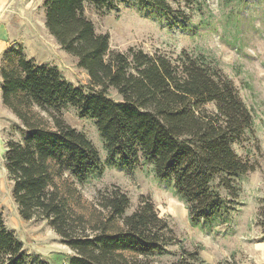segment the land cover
I'll return each mask as SVG.
<instances>
[{"label": "trees", "instance_id": "trees-1", "mask_svg": "<svg viewBox=\"0 0 264 264\" xmlns=\"http://www.w3.org/2000/svg\"><path fill=\"white\" fill-rule=\"evenodd\" d=\"M170 1L44 0L45 28L86 72V90L56 66L37 63L18 50L16 66L0 71L1 102L22 132L19 140H6L4 153L13 200L23 219L46 221L72 250L67 264H149L148 257L167 253L176 238L149 198L142 196L127 212L129 198L118 186L98 192L101 217L88 228L59 184L65 174L84 184L104 165L127 171L147 166L184 204L191 225L209 230L227 223L237 209L240 178L252 166L234 145L242 142L254 118L218 61L185 49L174 56L135 47L110 51L109 35L96 32L87 13L131 4L152 8L171 25L188 30L189 16ZM111 90L120 99L112 98ZM68 109L92 121L105 162L94 144L67 123L63 114ZM254 223L264 240V196ZM199 263L197 252L182 248L167 264ZM0 264L48 263L27 255L0 219ZM216 264L239 263L225 259Z\"/></svg>", "mask_w": 264, "mask_h": 264}, {"label": "rangeland", "instance_id": "rangeland-1", "mask_svg": "<svg viewBox=\"0 0 264 264\" xmlns=\"http://www.w3.org/2000/svg\"><path fill=\"white\" fill-rule=\"evenodd\" d=\"M186 5L171 0L173 7L181 6L189 16L190 28L183 30L171 25L169 19L152 8L118 4L113 9H89L88 16L98 33L109 35L110 51L125 52L129 47L148 53L176 55L182 49L204 52L214 57L222 72L233 82L240 97L250 108L254 123L234 149L249 162L252 170L240 178L241 193L231 219L212 229L191 225L184 204L172 191L154 178L147 166L132 171L104 165L100 175L80 184L65 174L60 185L69 195L76 214L81 215L88 228L101 217L97 194L112 186L124 191L131 212L144 196L155 205L159 216L168 218L176 242L168 252L147 258L149 264H167L175 260L180 250L197 252L199 264H216L233 259L239 264H264V240L255 216L264 196V0H242L226 4L224 0H192ZM44 0H0V22L9 43L0 49V71L17 64L14 50L37 63L54 65L74 86L87 89L86 72L76 65V59L65 52L44 25ZM2 34V35H3ZM116 100L120 97L110 91ZM212 109L211 105L207 106ZM67 123L82 132L96 147L105 162L100 136L87 118H79L74 109L63 114ZM18 119L1 102L0 76V219L23 244L24 252L37 256L48 264H67L72 250L44 220H25L12 197V181L8 177L4 153L6 140H19L22 132Z\"/></svg>", "mask_w": 264, "mask_h": 264}, {"label": "crops", "instance_id": "crops-1", "mask_svg": "<svg viewBox=\"0 0 264 264\" xmlns=\"http://www.w3.org/2000/svg\"><path fill=\"white\" fill-rule=\"evenodd\" d=\"M2 31H5V28H4V25L0 22V49L6 48V46L9 43L7 32H5V34H3Z\"/></svg>", "mask_w": 264, "mask_h": 264}]
</instances>
